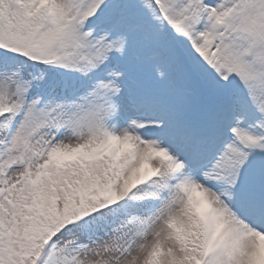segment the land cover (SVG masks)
I'll list each match as a JSON object with an SVG mask.
<instances>
[{"label": "snow or ice", "instance_id": "obj_1", "mask_svg": "<svg viewBox=\"0 0 264 264\" xmlns=\"http://www.w3.org/2000/svg\"><path fill=\"white\" fill-rule=\"evenodd\" d=\"M0 264H264V0H0Z\"/></svg>", "mask_w": 264, "mask_h": 264}]
</instances>
